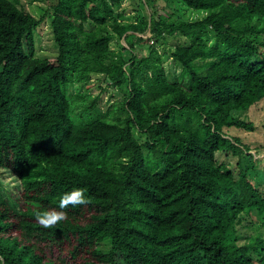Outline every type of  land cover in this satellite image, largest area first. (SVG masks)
Returning <instances> with one entry per match:
<instances>
[{"label": "trees", "instance_id": "1", "mask_svg": "<svg viewBox=\"0 0 264 264\" xmlns=\"http://www.w3.org/2000/svg\"><path fill=\"white\" fill-rule=\"evenodd\" d=\"M119 2L54 0L36 17L0 0V185L16 191L0 201V264H264V173L232 133L264 102V0H165L133 21ZM46 18L57 51L40 58ZM167 36L183 37L174 78L155 47ZM92 75L123 98L102 109L80 90ZM77 187L89 202L43 228L36 213Z\"/></svg>", "mask_w": 264, "mask_h": 264}, {"label": "rangeland", "instance_id": "2", "mask_svg": "<svg viewBox=\"0 0 264 264\" xmlns=\"http://www.w3.org/2000/svg\"><path fill=\"white\" fill-rule=\"evenodd\" d=\"M25 8L34 16L39 17L42 11H46L47 7L54 2V0H19ZM165 0H156L154 3V7H148L143 0H120V2L115 7V12H121L123 15L119 18L122 21L128 20L133 21L137 20L138 15L145 14L149 16L152 13L153 9L159 8L162 11H171V6L165 5ZM157 13V12H156ZM196 16V15H194ZM138 36L143 38L150 37L149 30L144 33H139ZM183 37L175 36V37H166L165 41L159 42L155 45L159 55H161V60L165 71L167 72L169 78H174L178 76L181 72L180 67L174 62V58L172 57V53L177 44L182 43ZM125 44L123 39L113 40L110 42V47L117 51L120 49V45ZM143 44V43H141ZM138 44L139 52L147 54L148 46L154 44L152 40H148L146 43V47ZM141 45V46H140ZM56 46L54 44V40L52 37V32L50 28V20L46 18L35 31V55L40 58L51 57L56 54ZM79 85H75L73 88H68L67 94H71L75 92V89L78 88ZM83 92H87L91 95V98L97 96L99 94V106L104 109L106 106H109L115 101L121 100L123 95L118 93L114 88L108 86L106 81H100L97 75H92L91 79L84 83L80 88ZM89 98L87 102H89ZM247 119L252 121L254 129L251 131H244L235 129L232 130V133L238 135L241 138V141L245 144H248L250 149L246 151V153H252L253 159L252 163L245 162V165H255L254 176L261 182L263 179L262 174L264 173V151L258 145L264 141V102H257L252 106L247 112ZM238 131V132H236ZM219 161H226L230 167L236 169V159L219 156ZM233 164V165H231ZM252 171V169H251ZM258 174V175H257ZM7 185V184H6ZM260 187H263L264 181L260 184ZM11 192H16L13 186H8ZM8 187L5 185H0V201L7 200L12 202L10 195L7 190ZM264 190V189H263Z\"/></svg>", "mask_w": 264, "mask_h": 264}, {"label": "clouds", "instance_id": "3", "mask_svg": "<svg viewBox=\"0 0 264 264\" xmlns=\"http://www.w3.org/2000/svg\"><path fill=\"white\" fill-rule=\"evenodd\" d=\"M88 202L87 189L77 187L64 192L59 197V210L53 209L37 212L36 219L43 228L50 229L65 219L66 213L63 211L64 209L69 206L76 208L77 206L85 205Z\"/></svg>", "mask_w": 264, "mask_h": 264}]
</instances>
